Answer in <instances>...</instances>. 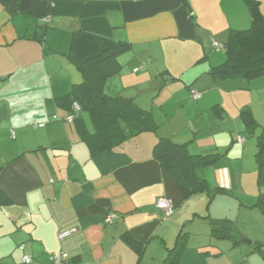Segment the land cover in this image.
<instances>
[{
	"label": "crops",
	"instance_id": "obj_1",
	"mask_svg": "<svg viewBox=\"0 0 264 264\" xmlns=\"http://www.w3.org/2000/svg\"><path fill=\"white\" fill-rule=\"evenodd\" d=\"M51 1L45 19L10 14L0 5V187L11 200L0 207V259L22 264L28 255L51 264L54 255L66 253L69 264H137V255L121 240L125 232L144 244L140 264H162L180 234L187 235L186 252L217 258L221 240L212 239V222L228 217L236 219L241 244L264 245V77L208 74L225 61L229 30L250 26L243 0ZM257 1L264 17V0ZM76 31L131 45L118 57L121 70L106 80L104 95L149 109L156 90L146 95L138 84L141 75L160 74L169 79L155 88L181 95L180 109L168 110V100L161 101L159 110H148L155 132L91 153L82 137L95 133L89 117L65 122L67 97L82 80L67 58ZM167 47L174 63L166 61ZM191 91L200 98L192 99ZM174 104L179 105L177 97ZM242 111L251 112L253 129L241 119ZM177 113L181 119H164ZM159 139L184 144L192 155H222L196 170L208 191L182 198L153 156ZM218 188L226 194L216 193ZM159 198L171 201L170 216L157 208ZM258 199L261 208L255 206ZM248 214L255 217L249 223L261 226L253 237L237 225ZM196 220L203 224V239L192 245L194 232L187 227ZM71 228L75 233L59 241L58 233Z\"/></svg>",
	"mask_w": 264,
	"mask_h": 264
},
{
	"label": "trees",
	"instance_id": "obj_2",
	"mask_svg": "<svg viewBox=\"0 0 264 264\" xmlns=\"http://www.w3.org/2000/svg\"><path fill=\"white\" fill-rule=\"evenodd\" d=\"M243 2L250 15V26L242 30H229L223 44L225 61L208 71V74L215 78L243 77L246 80H255L264 77V17L257 0ZM51 4V0H0V5L10 14L22 13L36 19L47 18ZM213 47L217 49L220 46ZM130 48L131 45L127 42L114 41L83 31L73 32L71 36L67 58L79 71L82 80L73 87L67 97L70 103L69 115H74L73 122L83 119V114L88 115L95 133H82V137L91 153L109 150L132 136L155 132L157 129L150 111L142 109L132 99L109 97L102 92L106 80L116 76L121 70L118 57L129 52ZM74 103L80 109L78 112L73 111ZM240 117L247 128L255 127L251 112L242 111ZM121 124H124L125 128H122ZM259 148L262 151V143ZM153 156L184 199L196 192L208 191L206 182L196 175V170L212 165L222 157L217 153L192 155L184 144H176L169 139L158 140L153 149ZM1 168L0 164V171ZM216 193L226 194V191L218 188ZM10 204L11 200L0 187V207ZM255 206L261 208L262 200L258 199ZM212 225V239L228 241L233 248L244 242L228 220L213 221ZM186 236L180 234L177 237L174 247L167 250L162 264H179L186 249ZM121 240L137 255V264H140L144 244L136 241L128 232L121 235ZM254 246L264 258V245L256 243ZM33 262L38 264L34 260Z\"/></svg>",
	"mask_w": 264,
	"mask_h": 264
},
{
	"label": "rangeland",
	"instance_id": "obj_3",
	"mask_svg": "<svg viewBox=\"0 0 264 264\" xmlns=\"http://www.w3.org/2000/svg\"><path fill=\"white\" fill-rule=\"evenodd\" d=\"M169 47L166 48V53L167 55V62L169 63H174V59H169L168 57H175V55L170 53V50H168ZM223 52L222 50H218ZM148 63V62H147ZM141 70V69H140ZM166 79L169 78H163L160 74L159 75H154V76H146V75H141L140 78V82L138 84L140 90L143 92V94H148L149 95V91L150 90H156V92L154 93L155 96L153 98H155L154 102V106L151 105V103H149V109L145 106L144 110H151L152 111V106H153V113L157 110H159V104L162 101H167V106L169 108H167L168 110H179L180 109V102H183L181 95L177 94L176 96H172L171 94L169 95H165L164 93H160V86H157V88H155L156 83H164V81ZM145 96V95H144ZM157 97L159 98H163L162 100H158L156 99ZM177 97V101H179V105L174 104L175 100ZM170 100V101H169ZM182 100V101H180ZM151 102V101H150ZM172 102V103H171ZM151 108V109H150ZM143 109V108H142ZM186 109V107H185ZM173 111V112H174ZM84 119H88L87 114H83ZM186 117V116H184ZM164 119H181V116L179 115V113L175 114V115H168L167 117H165ZM87 125L90 126L88 120H87ZM233 216L234 214L231 213ZM228 223H233L234 218L233 217H228ZM255 219L254 216H250L248 215H244L242 216L238 221H237V225L240 229L245 230L249 236H254V231L255 233H257L256 231L260 230V223L257 221H253V223H249L250 220ZM233 220V221H232ZM246 222V225H245ZM203 226L201 220H196L194 223L189 224V226L187 227L188 230H192L193 236H192V240H191V244L193 245L196 241L203 239L200 234H203V231L201 229V227ZM260 237L264 240V233L260 234ZM218 247L220 248L219 251H221V255L217 258L214 257H209V258H203V259H199L198 256V251H191V250H187V252L185 251L184 255H183V260L181 264H264V258L261 257V255L258 253V249L255 248V246L252 245H247V244H241L239 247H235V248H230V244L226 241H221L218 244ZM264 251V248H263ZM154 257L155 253H154V249H152L151 247L149 248V251L147 252V257ZM157 258V257H156ZM8 257L5 258L3 261L2 259H0V264H10L7 263ZM147 259V258H146ZM147 263H150V261L145 260ZM20 264V263H17Z\"/></svg>",
	"mask_w": 264,
	"mask_h": 264
},
{
	"label": "built area",
	"instance_id": "obj_4",
	"mask_svg": "<svg viewBox=\"0 0 264 264\" xmlns=\"http://www.w3.org/2000/svg\"><path fill=\"white\" fill-rule=\"evenodd\" d=\"M191 96L194 100H198L200 98V94L197 92L191 91ZM80 109L76 103L73 104V111L78 112ZM74 118L73 114H70L67 118V122H72ZM237 142L243 143L244 139L242 137L238 138ZM156 206L158 209H160L167 217L171 215L172 213V203L167 198H159L156 201ZM106 223L111 222V217H108L105 219ZM76 231L75 228H71L62 232H59L57 237L59 241H62L63 239L71 236ZM20 250H24V246L21 245L19 247ZM22 263L23 264H34L33 259L28 256L24 255L22 257ZM51 264H69V256L66 253H59L58 255H54L51 259Z\"/></svg>",
	"mask_w": 264,
	"mask_h": 264
}]
</instances>
